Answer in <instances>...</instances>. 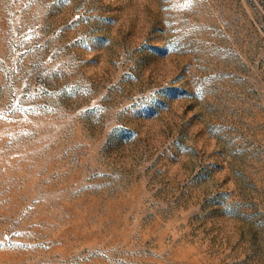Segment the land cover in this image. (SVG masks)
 Wrapping results in <instances>:
<instances>
[{"label": "rangeland", "instance_id": "obj_1", "mask_svg": "<svg viewBox=\"0 0 264 264\" xmlns=\"http://www.w3.org/2000/svg\"><path fill=\"white\" fill-rule=\"evenodd\" d=\"M0 264H264V0H0Z\"/></svg>", "mask_w": 264, "mask_h": 264}]
</instances>
